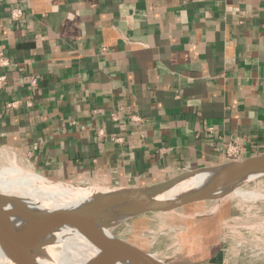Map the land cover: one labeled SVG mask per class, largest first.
<instances>
[{
  "label": "crops",
  "instance_id": "0c3cea01",
  "mask_svg": "<svg viewBox=\"0 0 264 264\" xmlns=\"http://www.w3.org/2000/svg\"><path fill=\"white\" fill-rule=\"evenodd\" d=\"M0 52V149L44 178L146 187L264 153V0H0Z\"/></svg>",
  "mask_w": 264,
  "mask_h": 264
},
{
  "label": "rangeland",
  "instance_id": "374dc122",
  "mask_svg": "<svg viewBox=\"0 0 264 264\" xmlns=\"http://www.w3.org/2000/svg\"><path fill=\"white\" fill-rule=\"evenodd\" d=\"M0 154L7 155L19 167L38 174L29 166L18 163L8 151L0 149ZM3 163L4 160L0 158V165ZM50 181L72 186L107 188L94 183ZM235 190L246 194L243 200L239 196L226 197L220 202L213 199L170 213L144 214L123 219L109 228V234L168 264H201L204 258L218 253L219 249L221 254L227 253L224 264L260 262L264 260V174L239 183L231 193ZM226 194L228 196L230 192ZM217 226L220 227V234ZM207 229H213L211 235H208ZM221 263L219 261L215 264Z\"/></svg>",
  "mask_w": 264,
  "mask_h": 264
},
{
  "label": "bare ground",
  "instance_id": "6f19581e",
  "mask_svg": "<svg viewBox=\"0 0 264 264\" xmlns=\"http://www.w3.org/2000/svg\"><path fill=\"white\" fill-rule=\"evenodd\" d=\"M0 158L5 162V164L0 165V194L16 196L42 207L71 208L79 204H102L111 197L128 190H131L144 202H157L198 194L209 188L206 181L202 180L201 175L185 177L172 183L169 181L161 182L154 188L146 186L144 188H126L127 190L125 188L108 189L72 186L65 183L56 184L28 169L19 167L7 155L0 154ZM251 178L254 177L247 179ZM182 187L184 189H181ZM223 188H218V191H222ZM226 195V193H220L215 195L214 199L220 202L226 197L239 196L243 200L246 196L245 193L236 190L233 193L230 192V195ZM122 220L121 217L114 215H99L95 217L94 222L97 229L109 234V228ZM10 226L15 233H18L16 234L18 236L22 231L27 230V226L17 215H0V240H3V234ZM32 228L30 232L34 234H30L34 235L33 240L18 239L19 243L14 245L15 252H19L22 257H28L31 264H121L108 262L98 257V250L85 241L69 222L58 223L53 227L42 225ZM21 248H24L25 252L22 253ZM10 252L14 255L13 251ZM0 264H11L1 246Z\"/></svg>",
  "mask_w": 264,
  "mask_h": 264
},
{
  "label": "water",
  "instance_id": "95a60500",
  "mask_svg": "<svg viewBox=\"0 0 264 264\" xmlns=\"http://www.w3.org/2000/svg\"><path fill=\"white\" fill-rule=\"evenodd\" d=\"M263 174L264 153H260L214 168L181 173L179 177L167 181L172 183L185 177L201 175L202 180L206 181L209 188L198 194L157 202H144L135 193L128 190L111 197L102 204L49 208L30 203L16 196L0 194V215H17L27 226V230L22 231L20 236L16 235L18 233H15L10 226L3 234V240H0V246L7 254L11 264H31L28 257H22L19 252H15L14 245L19 243L18 239L33 240L35 237L30 234L33 233L30 231L34 226L50 225L53 227L58 223L69 222L85 241L98 250L97 256L105 261L121 264H168L147 251L97 229L94 222L95 217L114 215L122 219H129L144 214L170 213L195 203L213 200L215 195L233 191L239 183L248 180V177H257ZM156 185L149 186V188H154ZM220 187H224L222 191H218ZM10 251H13L14 255ZM21 251L23 253L25 249L21 248Z\"/></svg>",
  "mask_w": 264,
  "mask_h": 264
},
{
  "label": "built area",
  "instance_id": "2783aa9c",
  "mask_svg": "<svg viewBox=\"0 0 264 264\" xmlns=\"http://www.w3.org/2000/svg\"><path fill=\"white\" fill-rule=\"evenodd\" d=\"M22 10L19 8H14L11 10L10 18L13 21H18L22 17ZM9 66L8 58L0 52V69L1 68H7ZM6 84V76L0 72V89H2ZM15 103L8 104L9 107H13ZM131 119L133 121L138 122L139 117L137 116H131ZM115 141H120L119 139H116ZM224 157L226 162H232L241 159L242 157V148L237 145V143H228L225 145L224 148Z\"/></svg>",
  "mask_w": 264,
  "mask_h": 264
}]
</instances>
